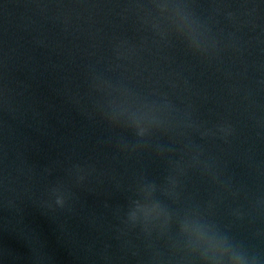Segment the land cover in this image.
I'll return each instance as SVG.
<instances>
[{
    "label": "water",
    "instance_id": "water-1",
    "mask_svg": "<svg viewBox=\"0 0 264 264\" xmlns=\"http://www.w3.org/2000/svg\"><path fill=\"white\" fill-rule=\"evenodd\" d=\"M0 264H264V0H0Z\"/></svg>",
    "mask_w": 264,
    "mask_h": 264
}]
</instances>
